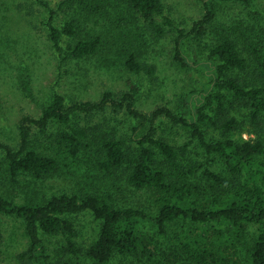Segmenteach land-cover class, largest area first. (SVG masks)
<instances>
[{
	"label": "trees",
	"instance_id": "trees-1",
	"mask_svg": "<svg viewBox=\"0 0 264 264\" xmlns=\"http://www.w3.org/2000/svg\"><path fill=\"white\" fill-rule=\"evenodd\" d=\"M69 1H78L91 13L100 12L101 4L107 2L63 3ZM126 1L154 35L164 36L167 26L176 30L173 60L182 68L202 63L209 71L207 83L184 94L178 109L158 105L147 112L139 108L142 84L127 78V90H105L98 100L70 103L62 93L55 92L39 117L23 116L18 123V144L0 142L5 173L13 182L22 173L53 178L61 174L64 159L79 160L86 154L90 167L111 176L116 189L63 191L23 203L11 200L0 190V216L20 217L29 239L18 254L19 260L23 264H81L76 259L84 255L95 264H108L115 256L145 259L150 264H241L238 240L246 225L253 223L258 232L243 264H264V27L262 34L245 37L246 32L239 29L240 20L228 21L219 7L249 6L255 0H196L202 4L203 15L189 32L175 28L163 0ZM45 24L55 50L67 51L69 57L92 56L103 47L101 35L77 37L75 18L59 25L48 19ZM213 26L218 31L215 41L207 46L203 59L193 61L186 47L189 36H205ZM70 37L76 40L63 44ZM125 66L149 75L157 70L155 64L140 60L135 50L127 51ZM22 83L26 89L27 74ZM109 107L124 110L135 120L130 136L102 133L94 140L91 128L70 125L72 115ZM52 121L65 124V128L56 135V151L43 153L31 143V125L44 132ZM163 122L188 129L204 154L214 157L206 163L192 162V141L177 145L159 135L158 126ZM246 124L251 135L243 137ZM122 182L129 189L148 191L153 197L152 208L128 204L117 197ZM84 211L100 221L96 239L85 248L77 241L80 230L73 217ZM179 219L189 220L193 228L179 235L176 244L173 241L164 248L157 237L168 241V225ZM146 222L156 226L155 235L144 230ZM43 234L66 238L63 253L55 261Z\"/></svg>",
	"mask_w": 264,
	"mask_h": 264
},
{
	"label": "rangeland",
	"instance_id": "rangeland-1",
	"mask_svg": "<svg viewBox=\"0 0 264 264\" xmlns=\"http://www.w3.org/2000/svg\"><path fill=\"white\" fill-rule=\"evenodd\" d=\"M45 5L34 0H0V142L13 146L18 144V123L29 115L39 117L43 107L55 92L62 93L70 102L98 100L105 90L115 92L127 90V78L142 84L138 106L150 111L158 105H168L178 109L180 99L189 90L201 89L207 83V68L202 63L191 68H182L173 60L172 39L176 30L166 27L162 37L151 33L142 23L139 15L127 5L126 0H107L101 4L97 13L78 2L65 0H43ZM165 11L176 27L191 31L194 22L203 15L202 4L196 0H163ZM228 21L240 20V30L244 36L255 37L262 34L264 27V0H255L249 6L219 5ZM224 16V15H223ZM225 17V16H224ZM76 19L77 37L101 35L103 47L99 53L83 57H69L67 51H56L49 38V29L45 22L62 24L66 20ZM227 19V18H226ZM243 20V22H242ZM248 24V26H247ZM247 27L254 28L249 31ZM216 26L207 34L198 37L189 36L187 51L194 60L205 57V49L216 36ZM255 33V34H254ZM70 37L63 40L74 41ZM251 41V40H248ZM257 41V40H254ZM65 46V45H64ZM135 50L139 59L155 64L157 70L149 75L146 71L136 73L125 66L127 51ZM29 77V85L23 86L24 75ZM137 123L124 110L115 111L113 107L96 113H77L71 116L70 125H84L92 129V139L98 134L108 133L115 136H130L133 125ZM65 128V124L52 121L42 132L31 125V143L43 153L56 151V135ZM249 125L244 127L243 137L250 136ZM158 133L175 144L191 140L189 157L192 162L206 163L214 156L204 154L198 140L191 136L188 129L172 122H163ZM0 149V190L17 203L41 201L63 191L84 193L92 189L113 191L114 179L108 174L94 171L90 167L88 156L81 155L79 160L70 157L64 159L61 174L53 178L40 179L31 174L22 173L17 182H13L5 173L6 160ZM122 189L116 195L123 202L152 208L153 197L146 191L131 188L122 182ZM80 230L77 241L87 247L97 237L100 221L89 211L73 216ZM189 220L179 219L168 225L169 239L157 237L165 245L176 244L177 237L192 229ZM144 230L156 234L157 228L146 222ZM258 226L250 223L238 240V258L241 264L247 258L249 248L257 236ZM52 260L63 253L66 245L64 235H42ZM176 240V241H175ZM23 220L16 215L0 216V264H23L18 257L28 245ZM159 258V257H158ZM76 259V258H75ZM74 259V260H75ZM81 264H95L86 256L76 259ZM26 264V263H24ZM108 264H150L145 259L131 256H115ZM170 264V263H166Z\"/></svg>",
	"mask_w": 264,
	"mask_h": 264
}]
</instances>
